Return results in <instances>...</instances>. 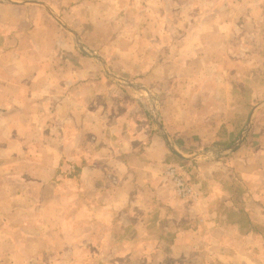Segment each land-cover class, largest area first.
<instances>
[{
  "label": "crops",
  "instance_id": "obj_1",
  "mask_svg": "<svg viewBox=\"0 0 264 264\" xmlns=\"http://www.w3.org/2000/svg\"><path fill=\"white\" fill-rule=\"evenodd\" d=\"M39 1L47 3L79 34L76 21L80 17L89 12L93 13L89 16L95 18L105 15L102 8H98L105 0L94 3V0ZM114 1L121 6L114 8L126 13L134 0ZM140 1L139 9L149 6V0ZM241 1L245 0L227 5L221 1L174 3L173 8L198 10L194 13L197 17L190 16L192 19L177 17L176 25L201 21V24L222 26L223 30L232 14L223 17L222 7L233 8ZM88 8L99 12L87 11ZM164 9V0H157V10L164 13ZM159 20L164 22L162 17ZM82 24L84 26L85 22ZM161 35L163 33H157L151 38ZM72 39L76 42L42 5L0 2V264L10 259L11 263L14 250L25 246L14 234L38 231L37 227L32 229L35 223L30 224L31 218L37 219L38 210L45 209V215L54 200L67 204L69 194L63 189L68 183L74 186L75 182L77 198L82 202L77 205V211L87 213L93 220L120 216L122 222L115 230L127 234L126 247L137 231H154L150 228L153 207L162 206L165 216L173 212L175 204L202 200L205 206L202 213L206 218L203 224L190 222L178 226L168 241L162 238L128 246L155 248L160 253L161 264H264V255L259 253L264 247V106L256 112L249 133L235 152L221 160L205 162L210 171L220 165L224 173L214 177L212 172L205 177L206 181L218 184L219 178L222 187L234 188L238 206L235 205L234 210L226 208L232 206L229 202L233 198L225 189L221 200L216 201L214 193L196 194L197 186L190 182L195 194L182 198L167 174L169 167L178 168L169 163L171 155L176 154L150 124L148 93L112 84L125 96V102L118 103L116 98L112 101V96L121 95L106 91V84H100L101 65L95 64L96 58L80 49L79 52L71 43ZM209 41L214 49L197 50L194 46L193 54L213 56L217 49L211 37ZM151 47L155 48L154 43ZM161 48L162 45L157 44V50ZM222 82H218L221 83L220 108L213 111L220 124L227 121L223 116L227 106L223 97L229 90V84ZM143 85L149 87L154 96L153 85ZM258 85L253 84L255 88ZM133 91L147 96L139 98ZM213 100L215 105L216 99ZM190 112L191 107L179 109L178 115L183 119L175 123V130L166 126L164 113L160 111L170 136L187 154L200 148L191 140L198 132L188 126L194 123L188 117ZM71 167L78 171L74 177L64 174ZM180 214L188 216L187 212ZM231 215H244L248 224L238 225L223 219ZM137 216L139 221H133ZM39 226H44L46 231L47 225ZM27 247H36V242H29ZM159 250H165L164 256ZM39 260L34 255L29 258V264Z\"/></svg>",
  "mask_w": 264,
  "mask_h": 264
},
{
  "label": "rangeland",
  "instance_id": "obj_2",
  "mask_svg": "<svg viewBox=\"0 0 264 264\" xmlns=\"http://www.w3.org/2000/svg\"><path fill=\"white\" fill-rule=\"evenodd\" d=\"M97 1L94 0L93 3ZM195 1L206 4L221 1L227 5L238 0H164V13L157 10V0H149V6L142 9H139L142 1L134 0L127 7L126 13L114 8L121 7L120 4L115 5L114 0H105L101 1L99 3L101 7H98L102 8L101 11L105 12V15H98L95 18L89 16L93 14L92 12L86 13L76 21V25L80 27V35L84 36V44L101 53L109 67L118 75L138 84L153 85L154 97L159 110L164 113L162 120L166 126L176 130L175 123H180L183 119L178 115L179 109L191 107L188 117L194 123L188 126L195 128L192 131L198 132L191 137L194 144H199L200 148L195 150L198 152L209 147L231 144L244 128L252 107L264 99V0H245L246 2L241 1L242 3H237L233 8L222 7L223 17L232 14L228 19L229 24L224 26L223 30L222 26L211 23L201 24V21L176 25L177 17L192 19L193 17L190 16L197 17L194 13L198 10L193 12L187 8L177 9L173 8L172 4L184 5ZM91 10L99 12L92 8H88L87 11ZM210 11L214 15L213 10ZM160 17L164 18L163 23L160 22ZM234 17L239 19L235 20ZM70 20L73 21L72 15ZM157 33L163 35L151 38ZM210 37L216 46V53L213 56L199 52L197 56L194 55L193 50L196 49L194 46L197 50L203 47L213 48L209 41ZM71 43L80 52L73 39ZM152 43L156 49L151 47ZM157 44L162 45L161 50H157ZM94 62L100 64L98 60ZM86 68H88L87 64ZM100 68V84H106V91L121 95L112 84H117L118 88L124 87L119 86V83L106 74L102 66ZM219 81L229 84L228 95L223 97L227 103L223 115L227 117V121L223 124L219 123L213 112L214 109L220 108ZM253 84L260 85L255 88ZM225 92L223 91V94ZM133 93L139 98L147 96L141 91H133ZM124 97L117 95L112 96L111 99L113 101V98H116L115 101L118 103H124ZM213 99H216V106ZM194 109L195 113H193ZM150 124L155 127L151 117ZM210 133L213 135L210 136ZM220 158L222 157L207 155L189 161L171 155L169 163L177 166L193 186L196 184L198 189L196 194L214 193L216 195L214 200L220 201L225 189V193L233 198L229 202L232 206L226 208L234 210L235 205L238 204L236 200L238 195L234 192V188L222 187L219 178L218 184H212L205 179L212 172L214 177H221L224 174L220 165L210 171V167L205 163L221 160ZM77 173L78 171L72 167L64 171L65 175L73 177ZM73 185L68 183L67 188L63 189L69 194L67 204H62L59 199L54 200L53 207L45 215V209L38 210L37 219L31 218L33 222L30 224L35 223L31 225L32 229L35 230L34 227H37L38 231L36 229L35 232L20 231L14 234L16 240L25 246L14 250L13 261L9 263L10 259L4 264H29V258L34 255L40 260L36 263L31 261L30 264H161L160 253L155 248L128 246L139 242L144 245L151 240L158 241L162 238L168 241L178 226L189 225L190 222L203 224L206 219L202 213L205 207L202 200L175 204L173 212L165 216L164 208L155 206L151 211V214H154L153 218L150 219L152 225L150 228H154V231L148 233L137 231L126 247L127 234L115 230L122 222V218L109 216L93 220L87 213H79L77 205L82 202L77 198V183ZM59 192L58 189L57 193ZM219 208L222 206L219 205ZM88 210L90 211V207ZM180 212H187L188 216L183 217ZM78 216L81 217L78 219ZM138 217H133V221H139ZM223 219L238 225L248 224L244 215H231ZM42 224L47 225L46 231L44 226H39ZM62 226L67 228L63 229ZM50 227H52L51 231ZM120 228L122 230V227ZM66 230L67 233L64 232ZM29 242H36V247H27ZM159 251L164 256L165 250ZM259 253L263 257L264 247L260 248ZM173 263L169 262V264Z\"/></svg>",
  "mask_w": 264,
  "mask_h": 264
},
{
  "label": "water",
  "instance_id": "obj_3",
  "mask_svg": "<svg viewBox=\"0 0 264 264\" xmlns=\"http://www.w3.org/2000/svg\"><path fill=\"white\" fill-rule=\"evenodd\" d=\"M0 2L36 3V4L42 5L74 36V39H75L76 44L79 47V49L83 53H85L86 55L96 58L100 62L101 66H102L103 70L106 72V74H108L115 82H117L123 86L134 88L136 90L146 91L148 93V98L150 101L149 113L153 119V122L155 124V128L163 136V138L165 139L166 144L168 145L171 152H173L174 154H176L177 156H179L180 158H182L184 160L193 161V160L199 159V158L207 156V155H211L213 157H223V156L230 155L231 153L235 152L237 150V148L242 144V142L244 141L247 134L249 133V131L252 127L253 119H254L256 112L261 107L264 106V99H263L259 103L255 104L252 107L244 128L241 130V132L239 133L237 138L231 144H229L227 146H220V147H209V148H206V149H203V150H200L198 152L191 153V154L184 153L177 146L175 141L170 136L168 130L164 126L161 115H160L158 103L156 101V98L153 96L151 89L149 87L143 85V84H138V83L132 82V81L118 75L116 72H114L109 67L105 58L100 53H98L95 50L86 46L84 44L80 34L78 33V31L75 30L73 27H71L47 3L43 2V1H39V0H0Z\"/></svg>",
  "mask_w": 264,
  "mask_h": 264
},
{
  "label": "built area",
  "instance_id": "obj_4",
  "mask_svg": "<svg viewBox=\"0 0 264 264\" xmlns=\"http://www.w3.org/2000/svg\"><path fill=\"white\" fill-rule=\"evenodd\" d=\"M167 174L171 177L175 190L180 197L188 198L195 194L194 188L185 176L178 170V168L174 166L169 167Z\"/></svg>",
  "mask_w": 264,
  "mask_h": 264
}]
</instances>
